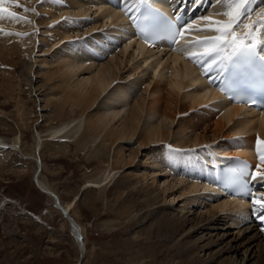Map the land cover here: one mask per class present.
<instances>
[{
  "label": "bare ground",
  "instance_id": "bare-ground-1",
  "mask_svg": "<svg viewBox=\"0 0 264 264\" xmlns=\"http://www.w3.org/2000/svg\"><path fill=\"white\" fill-rule=\"evenodd\" d=\"M37 1L18 0L24 6L28 4L35 7V12H24L14 5L5 3L6 8L21 16L27 15V19L32 22L0 20V28L16 30L13 33H27L12 35L18 39L8 35L2 36L0 33V62L8 64L11 69H16L13 65L21 61L24 50L36 51L34 43L37 38L31 36L34 23L42 26L40 40L44 47H47L40 51L49 52L62 43V51L60 49L58 55L55 53L53 60L48 56L42 57L40 61L35 60L34 62L41 65L38 66L40 67L38 70L34 69L33 60H29L26 62V73L23 74L29 84L34 81L33 74L38 75V88H42L44 95H47V103L55 106L56 116L60 117L61 122L37 132L33 154L23 150L21 132L12 142L0 137V147L20 151L26 159L37 163L33 180L51 200L53 208L62 215L63 221L69 225L77 244L78 258L71 264H83L88 252L83 226L73 214L77 201L64 203L59 192H56L42 175L44 164L39 150L47 141H58L63 137L79 134L84 123L95 141L100 138L95 150L98 158L108 161L111 158V147L118 144L117 147L114 146L112 162L103 168L101 177L89 181L90 185L104 191L116 177L123 176L127 181V187L132 189L138 209L143 207L147 209L156 202L163 207L162 205L169 201L166 197L168 190H175L171 193L173 195L171 199L177 202L183 200V204L181 203L182 205L175 211L163 208L149 211L154 223L143 229L139 235L143 234L151 240L142 244L141 249H138L130 260L141 256L150 257L151 262L146 264H168L169 260L175 257L180 264H264V226L252 223L251 226L239 225L240 228L236 232L230 229L234 223L243 222L247 207L252 204L253 198L246 201L229 199L227 194L221 195L223 190L213 177L217 164L226 161L228 159L226 156L235 154L249 158L252 166L264 173V161L261 158L254 159L256 155L259 154L261 157L264 153V109L260 112L245 105L226 104L218 87L214 86L215 80L221 77L224 70L213 67L209 71L210 62L198 64L187 54L195 50L190 45L195 38L216 33L198 31L191 35L185 32L183 38L177 39L173 47L164 42L149 43L135 27L136 17L144 4L138 0H70L71 4H65L61 0H44L38 4L39 6ZM147 1L166 10L172 5L177 13L187 3V0ZM191 1L200 6L207 2ZM208 4L209 8H205L208 13L211 12L222 19L227 18L216 13V10L211 9L212 5ZM26 8L30 9L28 6ZM257 11L250 15L252 20L260 19L261 14H264V9ZM93 15L97 20L93 22L90 20L92 23L88 24L85 31L79 26L78 29L72 27V24L66 29L68 27L66 17L90 19ZM201 18L191 17L186 25L191 23L193 29H196V26L204 23ZM85 21L83 22L86 24ZM64 25L65 29L62 28ZM237 31L242 32L243 29ZM83 34L94 35L92 42H98V46L90 45L89 48L85 46L80 51H76L74 45L63 46L64 40H71ZM112 43L114 52L110 50L108 55L104 54ZM250 43L252 48L257 50V55L261 52L264 56V26L256 28L255 39ZM205 73L210 74V77H203ZM6 76L0 77L3 84ZM13 77L15 75H12ZM138 87L142 89L140 94L136 93ZM166 87H169V90ZM163 88L167 89L165 93ZM136 94L138 97H135ZM100 98L103 99V106L95 108ZM190 110L195 111L191 116L190 125H178V114ZM200 123H203V126L198 132L199 127L201 128ZM177 125L180 126L179 130H176ZM137 135L141 146L139 148L163 142L175 148L204 145L200 153L191 152L184 158L177 154H168L166 161L168 169L157 168L159 170L156 172V169H152V173L147 169L143 172L135 169L128 174L125 170L135 165L134 161L140 149L129 150L126 154V149L120 141L123 143V140H132ZM234 135L240 138H234ZM218 141H221L220 144L216 143ZM253 146L256 154L252 150ZM152 156L153 153L151 158L148 157L151 159L149 163L155 166L160 159L153 161ZM169 159V166L182 167L186 176L180 174L175 178L176 181L163 180V183L159 181L156 184L157 175L169 178L167 170L172 172L168 166ZM51 193L57 195L59 203L74 223L73 226L56 206V200ZM205 196L215 197L217 200L213 202L210 199L209 203H205ZM196 203L205 208L194 211L192 206ZM126 213H129V210H126ZM76 231L80 233V242L76 238Z\"/></svg>",
  "mask_w": 264,
  "mask_h": 264
},
{
  "label": "rangeland",
  "instance_id": "rangeland-1",
  "mask_svg": "<svg viewBox=\"0 0 264 264\" xmlns=\"http://www.w3.org/2000/svg\"><path fill=\"white\" fill-rule=\"evenodd\" d=\"M42 1L44 0H38L37 5ZM69 1L61 0L65 4H71V1ZM19 3L24 6L23 3ZM262 3H264V0L261 1L260 5ZM27 6L30 9H35V7L28 4L24 7ZM253 8L254 6L251 4L250 9L252 10ZM20 9L23 10V8ZM215 10L216 13L223 15L218 11L219 9ZM221 11H227V6ZM86 19L88 20L89 17L84 19L66 17L65 21H68V27L66 28L64 25L62 28L68 29L69 25H73L72 27L77 29L82 27V30L85 31L89 23L97 20L94 15L90 17L89 22ZM78 20L82 21L79 22ZM41 28V25L34 23L31 29V36L37 38L34 43L36 51L24 50L21 61L13 65L16 66V69L13 68V70L9 68L8 64L0 62V77L7 74L4 84L1 82L3 79L0 78V137L7 142H12L15 136L21 132L23 150L32 154L34 153L33 146L37 132L46 130L61 122L60 117L56 116L55 106L47 103V95H44L42 88H38V75L33 74L34 81L30 84L23 77V74L26 73V62L29 60H33V62L35 60L40 61L45 56L53 60V55L55 53L58 55L60 49L62 51V43L58 47H53L51 51H47L48 53L40 51L44 47L40 40L43 31ZM4 31L16 32V30L12 29L11 31L9 28H4ZM1 35L3 36L4 34L1 33ZM11 37L17 38L12 35ZM93 37L94 35L91 34H83L73 37L71 40H64L63 46L74 45L76 51H80L88 45L82 40L92 42ZM37 55L38 57L36 58L35 56ZM17 61H19V58ZM38 66H41L40 63L34 62V69L38 70L40 68ZM12 75H15V77L12 78ZM119 82L123 81L119 80ZM162 85L164 86L165 84L162 83ZM166 88L169 90V87ZM137 89L140 91L137 90L136 93H142L140 87ZM167 89L163 88V92L165 93ZM138 94L135 97H138ZM179 102L181 103V101ZM180 103L179 109H181ZM97 106H103V99L100 98L94 107L96 108ZM194 113L195 111L192 113L191 110L180 112L178 114L179 123L177 124L180 126L182 124L190 125V119H192L191 116ZM178 125L176 130L180 128ZM81 126L82 128L77 135L72 134V136L63 137L61 140L58 139V141H47L39 150V155L44 164L42 175L47 178L51 187L56 192H59L58 194L62 201L64 203L71 200L77 201L73 214L83 226L84 239L88 246L86 261L83 264H143L144 262L146 264L150 261V257L139 256L140 258H136L137 260H130V258L138 249H141L142 244H146L151 240L143 234L139 235L143 229L154 223L150 218L152 216H150L151 212L149 211L161 208L175 211L183 204V200L182 202L174 201L171 199V197L173 198L171 193L175 192V190H168L166 197L169 201L165 202L162 205L163 207H160L157 204L158 202H156L153 203L155 206L149 205L150 207L152 206L151 208L146 209V207H143V209H138L132 189L130 190V187H127V181L123 176L116 177V180L111 182V185L107 186L104 191L101 188H94L95 186L90 185L91 182L89 181L101 177L103 168L109 162H112L114 146L117 147L118 144L116 143V145L111 147V158L108 161H105L106 159L102 160L97 157L95 151L96 146L100 143V138L95 141L89 131H87L85 123ZM200 126L201 128L199 127L198 132L202 130L203 123H200ZM137 138L138 135L132 140H123V143L120 141L126 149V154H128L129 150L140 149L134 161L135 165L132 166L133 168H128L129 170L126 169L125 171L127 172L125 173L131 174L135 169L138 172H143V170L147 169V171L149 170L152 173L155 169V172L158 171L159 169L157 168H167L164 161L165 158L162 155L175 150L167 145L166 142L158 143V146L150 144L139 148L141 147L140 140ZM152 153L153 161L160 159V162L155 165L156 168L149 163L151 162ZM24 156L20 151H10L0 147V264L75 263L78 258V247L69 225L63 221L62 215L53 208L48 196L35 184L33 177L37 163L26 159V156ZM144 160L147 163L146 161L144 163ZM168 174L170 179L168 176L166 178L161 174L160 176L157 175L156 184L159 181L163 183V180L171 181L173 179L176 181L175 178L179 176L174 171L173 174L169 172ZM171 174L172 176H170ZM199 205L200 203L193 205V210L199 211L205 208ZM129 207L130 209H128ZM126 210H129V213H126ZM239 228L231 227L230 229L236 232ZM91 249H94V251L92 252ZM178 262L179 260L172 257L168 264H180Z\"/></svg>",
  "mask_w": 264,
  "mask_h": 264
},
{
  "label": "snow or ice",
  "instance_id": "snow-or-ice-1",
  "mask_svg": "<svg viewBox=\"0 0 264 264\" xmlns=\"http://www.w3.org/2000/svg\"><path fill=\"white\" fill-rule=\"evenodd\" d=\"M14 5L17 8H23L24 12H35V9L24 7L18 0H0V20L10 19L15 22L23 21L24 23H31L26 16H21L18 13L6 8L5 3ZM139 3H144L145 0H138ZM227 11L222 14L227 17L226 20H214L210 16H204L201 19L205 22V27L195 29L198 31H211L216 35L207 36L203 39H197L192 44L194 51L187 54L194 62L204 64L210 62L208 70L211 71L213 67L220 70H227L229 65L247 63L248 58L252 54L251 41L255 39L256 28L264 26V14L261 18L252 20L250 16V8L253 0H226ZM145 19H149L145 17ZM243 29L238 32L237 29ZM170 33V39L175 42L179 38H183L185 32L192 31L193 25L188 23L177 27L175 24L169 25L167 29ZM146 39H149L146 30L142 29ZM0 33L4 35H27V33H12L5 32L0 28ZM154 38H161L158 34H154ZM261 159L264 161V153L261 154ZM253 179H264V173L259 177H252ZM252 203L254 208L264 213V197H253Z\"/></svg>",
  "mask_w": 264,
  "mask_h": 264
},
{
  "label": "water",
  "instance_id": "water-1",
  "mask_svg": "<svg viewBox=\"0 0 264 264\" xmlns=\"http://www.w3.org/2000/svg\"><path fill=\"white\" fill-rule=\"evenodd\" d=\"M35 179V178H34ZM43 190V189H42ZM53 196H54V198H55V202H56V206L63 212V214H64V216H66L67 218H68V220H69V222H70V224L73 226L74 225V223L73 222H71V219L67 216V212L65 211V209L63 208V206L59 203V201H58V199H57V195L56 194H54V193H51ZM76 238H77V240L80 242L81 241V236H80V233L78 232V231H76Z\"/></svg>",
  "mask_w": 264,
  "mask_h": 264
}]
</instances>
